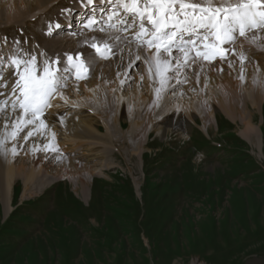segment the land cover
<instances>
[{
  "label": "rangeland",
  "instance_id": "374dc122",
  "mask_svg": "<svg viewBox=\"0 0 264 264\" xmlns=\"http://www.w3.org/2000/svg\"><path fill=\"white\" fill-rule=\"evenodd\" d=\"M6 1L3 0L2 7ZM48 18L45 15L42 20ZM4 20L0 16V24ZM33 42L36 43L35 40ZM49 42L55 44L54 40ZM258 44L264 45V42ZM57 45L65 48L62 52L68 53L72 49L69 44ZM257 52L264 55V46H258ZM237 63L233 60V64ZM139 66L135 68L138 70L134 72L133 79L123 74L122 68H116L121 73L119 77L118 72L111 69L106 75L102 71L97 72L94 79L91 78L93 80L83 82L84 87H89L108 81L112 92L122 95V104L116 113L122 130L116 124L113 108L109 104V116L107 114L104 119L113 126V136H104L95 142L93 154L97 155V159L94 161L80 159L90 153L86 150L72 151L70 145L75 143L66 141L62 131L55 132L59 145L56 146L57 152L51 153L56 158L53 162L45 160V154L34 150V146L28 147L31 138L27 143L21 141L17 145L18 155H0V179L2 161L5 163L9 157L16 169L21 163L31 167V162H40L42 158L45 168V173L31 181L27 189L20 174L16 175L18 177L13 179L8 204L3 203L0 197V264H192L194 259L202 264H264V100L259 111L246 103V113L259 130L260 138L244 141L240 136L243 124L239 119L231 122L214 109L216 104L209 92L216 91L219 84L214 81L203 85L210 75L218 74L216 67L221 69L222 66L215 65L209 70L204 67L202 72L195 67L190 70V76L200 73L199 83L182 86L184 99L166 96L160 101V109L150 111L151 119H147V110L153 105L155 94L150 89L146 66L141 69ZM140 73L145 75V87L142 88L137 87ZM222 73H225L224 70L219 71V74ZM244 74L248 75V72L245 70ZM125 77L129 79L128 85H121L120 81ZM81 84L75 88L76 92L68 89L71 99L76 94L86 99ZM244 87L251 88L247 78ZM136 88L141 89L146 108L142 114L139 112L135 121L143 123V115L145 124L150 127L146 140H141L140 154L135 155L136 151L133 154L130 149L132 137L124 141L121 139L129 127L126 104ZM59 102L61 104L53 109L58 118L61 115L57 114L67 109L63 107L59 110L65 101ZM67 105H72L79 116H75L76 112L66 111L73 115L69 118L62 116L63 120H75L77 117L80 120L96 119L94 116L87 117L90 115L87 111L91 110L84 109L88 107ZM96 110L98 112L99 108ZM200 111L207 112V115L213 113L214 120L208 126L203 125ZM97 114L100 115V112ZM46 115L51 116L49 112ZM94 121L93 126L99 125V132L105 133L101 119L95 125ZM175 123L177 128L172 126ZM227 125L232 127L231 130L226 128ZM191 142L201 150L195 155H190ZM206 142H210V146ZM12 144V141L8 142L9 147ZM171 153L179 156L180 167L172 171L158 167L156 172L151 170L161 158L165 162L170 161L160 166H172L175 158L170 156ZM61 158L83 161L78 166L82 175L86 174L83 165L93 171L103 169L102 174L92 176L86 194L76 193L75 179L71 176H75L74 168L59 162ZM106 165L109 166L106 168ZM38 166L36 164V168ZM57 174L61 177L54 178ZM55 181L59 184L57 190L47 196L46 188ZM27 204H35L40 208L38 212L47 214V218L43 221L37 214L25 212V215L22 207ZM64 213L70 216L65 217ZM12 219L15 220L11 222ZM26 230L31 235L27 236ZM12 233L19 234V237L25 234L23 244L15 241Z\"/></svg>",
  "mask_w": 264,
  "mask_h": 264
},
{
  "label": "snow or ice",
  "instance_id": "6c2138e0",
  "mask_svg": "<svg viewBox=\"0 0 264 264\" xmlns=\"http://www.w3.org/2000/svg\"><path fill=\"white\" fill-rule=\"evenodd\" d=\"M81 4L91 6V15L84 27L104 33L100 38L86 39L81 47L95 49L99 58L109 59L135 43L134 60L129 49L128 70L138 66L137 62L146 66L150 89L155 94L152 104L156 106L166 96H175L177 85L188 82V70L199 67L202 72L205 66L214 67L216 60L227 62L232 68L229 52L239 55V79L244 80L247 57L242 50L237 53L235 44L241 37L254 44L264 40V36L257 35L264 33V0H98V3L81 0ZM64 11L71 14L70 9ZM60 27V23L54 27L49 24L46 34L51 36L54 28ZM109 30L119 34L111 35ZM122 33L130 34L132 39ZM0 47L7 48V38ZM64 55L66 60L59 56L50 58L44 52H29L18 40L11 49L0 51V89H8L9 81L4 76L8 69L12 72L10 91H0V155H18L17 145L21 141L27 143L41 130L50 131L46 113L52 107V99L63 92L73 76L76 80L86 79L96 62L91 53ZM119 60L123 61L122 54ZM120 75L118 71L117 76ZM139 76L142 88L145 75ZM199 77L200 73H196L197 83ZM120 83L124 85L126 81L121 79ZM60 120L63 122L62 116ZM51 136L52 143L44 147L55 152L58 150L55 133ZM9 141L13 142L11 147Z\"/></svg>",
  "mask_w": 264,
  "mask_h": 264
},
{
  "label": "bare ground",
  "instance_id": "6f19581e",
  "mask_svg": "<svg viewBox=\"0 0 264 264\" xmlns=\"http://www.w3.org/2000/svg\"><path fill=\"white\" fill-rule=\"evenodd\" d=\"M55 1L57 0H30V1L8 0L6 1L5 5H3L4 7H2L1 3L3 2V0H0V16L5 18V22H9L10 24L9 29L13 28L14 26L18 27L19 23L21 24L25 23L24 25H26L29 33L31 34V37L37 43V46L35 47V52L37 54H39L40 52H44L46 54H53L55 56L56 53L62 52L65 49L62 45L60 46L57 45L58 43H62V41L60 42L54 41L55 44H51L49 40L43 39L44 37L40 33V28L43 25V20L41 19L42 15H46L47 13L51 12L50 8L52 5L50 3H53ZM35 15L37 17L34 19L33 22H31L30 20H29L30 22L28 21L26 22L25 17H28V16L34 17ZM9 42L7 43V48L0 47V51L11 49L13 46L12 45L9 46L8 45ZM1 45H3V43H1ZM34 45H35L34 42L29 43L30 47H33ZM20 46L22 45L20 44ZM129 49L131 50V53H132V50H135L134 47L128 48L126 55L128 54L130 55ZM64 52L67 53V51H64ZM237 53H239V49H237ZM236 56L237 55H235V57L232 59L237 60L238 63L233 64L232 68L228 66L227 62H218L217 66H222V69L224 70L225 73L219 74L220 68L216 67L218 70L217 71L218 74H216V76L214 74L210 75L207 78L206 83L203 85L212 84L214 81H216L219 84L218 89L216 91L209 92L210 98H212L216 104V107H214V109L220 112L224 117H226L231 122H236V119H239V121L243 124V129L240 132L241 138L244 139V141L251 142L255 140L257 137L260 138V132L256 128V126L252 124L249 114L246 113L248 110L246 103L247 102L250 103L251 107L258 109V111L260 110V106L263 103V100H264V55H259L258 57L250 55L249 57H247V60H245V63H244V71L246 70V73L248 72V75L244 74L245 76L244 80L239 79V76L241 74V62H240L239 56L238 57ZM39 58L43 59V57H39ZM52 58L54 59L56 58V56ZM131 59L134 60L135 55L132 56ZM232 59H230V61L233 62ZM143 66L145 65L143 64ZM224 66H227V67H224ZM211 68L212 67H207L208 70ZM10 77H11V73H8V75L6 74V76L4 77L5 80L9 81V84L12 82L11 80H9ZM246 78L248 79L249 86L251 87L250 89H246L244 87V82L246 81ZM254 79L257 81L256 83L253 82ZM124 80H126V77ZM83 84L84 83H82L80 86H81V89L84 91V95L86 99L79 97L77 94L75 95L74 98L71 99L68 96L69 92L71 91H68V89L66 91H63L61 94H58L57 96H55L52 99V107L48 109L49 110L48 112L51 116L46 115L47 117L46 122L49 125L50 131L41 130V133L43 134L38 133L37 135L31 138V142L29 143L28 147L32 148L34 146L35 150L38 149L39 151L44 153L45 160L51 159L50 162H53L56 159L51 156V153L53 151L50 148L45 150L44 146L52 143L51 134L53 132L55 133L58 131L63 132V134L66 136V139H67L66 141L75 143V144L72 143L70 145L71 147L70 149L72 151L81 152L82 150H86L87 152L90 153L87 155L86 158H80V159L85 160V161H90V162L97 159V155L93 154V152H95L94 150L97 144L95 142L98 139L103 138L104 136L105 138L107 136L110 138L113 136L112 134L113 126L110 125L111 123L110 124L108 123L107 119L106 120L104 119L106 115L108 114V110L110 109L108 108L109 104L113 108V115L115 116L114 119H115V122H117L116 124L118 125L119 129L122 128L121 124L119 123V120L116 118L117 117L116 113L118 112V108L122 104L121 103L122 95L119 92L113 93L112 92L113 88L108 86L109 85L108 81L106 83L102 82V84L96 83V84L90 85L89 87H84ZM74 87H78V84H74ZM137 87H139V85ZM183 90L184 89L177 87L176 96H178L177 97L178 99H184L185 95L184 94L181 95V92L184 93ZM106 91L108 93H106ZM73 92H76L75 88H73ZM114 98H116V101H114ZM59 101H65L62 103L59 110L65 107V105L69 106L67 105L68 103L76 104L78 107H83V106L88 107L89 110L91 111H87L88 114H90V115H87V117L94 116L96 117V119L85 118L84 120L82 119L80 120L78 119L79 117H77L75 118V120L65 119L63 120V122H61L60 118L55 116L54 115L55 112H53V109H55L60 103ZM143 101H144V98L141 93V89L136 88V89H133V92L129 96V101H127V104H126V112L128 115L127 117L129 118V127L126 130L125 136H123L121 140L124 141L126 138L130 139L129 136L132 137L131 140L133 142L131 141L132 143L130 144V147H131L130 149L133 154L136 151L135 155L140 154L141 140H146V136L148 134L149 127H150L149 125L145 124L146 119L143 118V115L141 116V121L143 123H140V120H139V123L135 121L137 119V116L139 115V112L141 111V114H142V112L146 108L143 106ZM96 108H99L98 112H100V115L97 114L98 112ZM122 108H123L122 109V114H123L124 106ZM159 109H160L159 106L152 105L149 108V110H147V115H146L147 119L148 118L151 119L150 118L151 116L149 117L150 111L152 110L157 111ZM66 111L70 113L76 112L75 110H73V107H70L67 109L65 108L63 112L65 113ZM188 112H189V109H188ZM57 113H58V110H57ZM81 114H84V113L82 112ZM96 114L98 115V117L96 116ZM107 116H109V114ZM199 116L201 117L204 126H208L207 124L212 123V121L214 120L213 113H209L207 115V112L205 113L201 112L199 113ZM99 119H101L102 121L101 123L103 124L105 133L99 132V128H100L99 125L95 127L92 124V120H95L94 121V125H95L96 121H99ZM166 124L167 123H165V125ZM172 126L173 128H177L176 123L173 124ZM41 138H43L42 142H40ZM57 145H59V143H56V139H55V147ZM59 162H64L63 165L68 163V166L74 168L75 176L71 175L75 179V183L73 184L74 190L76 193H81L82 195L86 194L87 186H89L92 176H94L95 174H102L101 172L103 170L102 169L101 171L100 170L93 171V169H90V168L88 169L87 165H83L84 169L86 170V174L82 175L81 173H79L80 167L78 166L79 164L82 165L83 161H76V160L67 161L66 159L61 158L59 159ZM36 164H39L38 168H36ZM108 166L109 165H106V168ZM62 170L66 173L64 168H62ZM44 173H45V168L43 166V158L40 160V162L38 160H34L33 162H31V167L24 163H21L17 167V169L13 165H11L10 157L7 159L5 163H3L2 161V165H1L2 177L0 179V197L3 200V203L5 202V204H8V197L11 193V186H12L13 179L15 177H18L16 175L20 174V177L23 179L24 187L25 189H27L29 187V184L32 183L31 181H33L38 175H42ZM60 177H61L60 174H57L56 176H54V178H60ZM47 186L48 184L44 185L43 189L46 188ZM192 264H202V263H199V261H196L194 259L192 260Z\"/></svg>",
  "mask_w": 264,
  "mask_h": 264
}]
</instances>
